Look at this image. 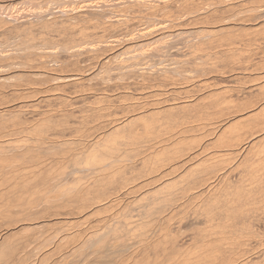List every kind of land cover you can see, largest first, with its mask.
Listing matches in <instances>:
<instances>
[{"label":"bare ground","instance_id":"6f19581e","mask_svg":"<svg viewBox=\"0 0 264 264\" xmlns=\"http://www.w3.org/2000/svg\"><path fill=\"white\" fill-rule=\"evenodd\" d=\"M61 2L0 14V264H264V0Z\"/></svg>","mask_w":264,"mask_h":264},{"label":"rangeland","instance_id":"374dc122","mask_svg":"<svg viewBox=\"0 0 264 264\" xmlns=\"http://www.w3.org/2000/svg\"><path fill=\"white\" fill-rule=\"evenodd\" d=\"M40 1H41V0H33V1L31 2V4L28 3V4L31 5V6H29L28 4H26V6H27L26 8H25V4H22L23 10H22V7H21V9H20L18 3L14 2L16 5H18L19 10H21V11L18 10V8H17V6H16L15 4H13L14 6L12 5V6L8 7V9H7V8H6V9H5V8L2 9V10H3V18L6 19V18L8 17L7 20H9V21L13 20V19H10V17H11V18L14 17V19L16 18V19L20 20V19L26 14V11H29V10H28L29 8H30L31 10L34 9V6H32V4L34 5V4H36V2H37V5H39V6H40V4L43 2V3L41 4V6H42L43 9H45L44 7L47 8L48 6H51V7L54 6V7H55V6H57V4L59 5V4H61V3L63 2V1L61 2V0L59 1V3H57L58 0H53L52 2H50V0H49V2H46V1H48V0H43V1H41V2H40ZM56 1H57V2H56ZM33 2H35V3H33ZM39 2H40V4H39ZM60 2H61V3H60ZM49 3H50V4H51V3H54V4L50 5ZM23 5H24V6H23ZM37 5H35V7H36L35 10H37V9L39 8V6H37ZM20 6H21V4H20ZM14 7H15L16 9H15ZM32 7H33V8H32ZM211 7L214 8L215 5H214V6H211ZM27 8H28V9H27ZM12 9H13V10H12ZM25 9H26V10H25ZM2 10L0 9V14H2V13H1ZM5 10H7V11L5 12ZM16 10H18V11H16ZM24 10H25V11H24ZM219 10L221 11V9H219ZM22 11H23V12H22ZM33 11H34V10H33ZM220 11L218 12L219 14H221ZM21 12H22V13H21ZM24 13H25V14H24ZM29 13H33V12H27L28 15H27V14H26V15H27L28 17L34 19V14H33V17H31V14H29ZM6 14H7L8 16H7ZM21 14H22V15H21ZM11 15H12V16H11ZM20 16H21V17H20ZM1 17H2V15H1ZM35 19H36V18H35ZM18 20H13L12 22H17ZM197 24H199V23H196V25L194 24L192 27H194V28H202V27H203V26H202L203 24H202V25L200 24V26H199V25L197 26ZM211 25H212V24H211ZM211 25H210V26H211ZM196 26H197V27H196ZM204 27H205V25H204ZM207 27H208V26H207ZM190 28H191V27H190ZM1 38L3 39L4 36H2Z\"/></svg>","mask_w":264,"mask_h":264}]
</instances>
